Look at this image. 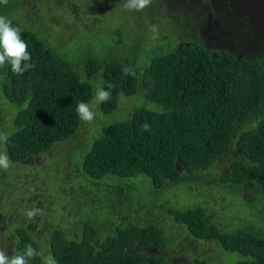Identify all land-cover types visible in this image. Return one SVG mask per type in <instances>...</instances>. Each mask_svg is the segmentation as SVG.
<instances>
[{"label": "trees", "instance_id": "obj_1", "mask_svg": "<svg viewBox=\"0 0 264 264\" xmlns=\"http://www.w3.org/2000/svg\"><path fill=\"white\" fill-rule=\"evenodd\" d=\"M90 1L91 8L101 0ZM63 2L8 0L7 5L0 4V15L21 28L35 64L23 75L14 74L8 64L0 68V132L8 135L6 143L0 142V152H6L11 161L7 170L0 169V248L11 255L32 244L38 255L31 264H43L49 253L57 264H173L179 250L174 254L171 251L186 231L194 250L214 252L218 259L192 256L184 260L186 264H264V220L252 219L244 227L228 231L209 218L206 205L211 200L183 209L169 205L170 212L150 208L157 209L150 201L152 197H164L180 184L209 185L230 194L245 191L250 201L264 198V40L250 52L222 47L229 44L224 41L236 37L235 31L229 32L231 28L241 29L231 9L229 15H218L217 30L224 26L223 33L216 30L214 40L208 39L210 43L221 42L217 47L206 46L200 28L215 15L208 0H195L196 5H191V0H152L144 10L155 19L157 40L148 37L151 27L145 26L134 40L139 50L163 47L165 53L154 56L148 66L123 58L117 63L105 60L95 64L89 59V64L82 67L83 58L70 56L68 44L61 49L31 22L40 6L47 7L51 14L64 15ZM70 3L66 24L59 21L55 25L53 21L52 27L79 28L75 16L87 2ZM143 11L136 12L140 20H145ZM247 25L244 32L250 35ZM52 27L46 29L51 32ZM167 27L174 29L172 36L166 35ZM163 39L171 43L172 51L166 52ZM135 63L144 69H138ZM125 66L133 68L135 75H125ZM97 73L103 86L114 85L111 99L98 108L103 113H113L122 96L142 91L161 111L137 108L130 119L105 127L94 141L82 165L87 181L82 197L87 212L92 207L111 215L123 214V208L129 216L133 212L128 209L133 208L132 195H126L122 185L112 189L114 200L93 193V188L111 177L141 179L147 186L146 177L151 181L150 192L140 209L134 210V222L125 216L121 227L111 225L105 233L88 223L82 232H57L52 230L55 208L47 180L43 181L47 183L45 191H41L39 181H24L22 176L36 168L29 162L47 154L54 157L58 145L75 136L81 138L86 122L78 118L76 105L94 98L86 78ZM144 123L150 125L148 131L141 128ZM94 124L97 128V121ZM229 156L233 158L226 170L216 171L215 167ZM34 207L42 209L43 215L30 219L25 211ZM245 207L251 212L250 204ZM162 211L178 224L177 230L165 229ZM235 217L239 218L237 214ZM184 247L181 244L179 248ZM143 249L168 256H155Z\"/></svg>", "mask_w": 264, "mask_h": 264}, {"label": "rangeland", "instance_id": "obj_2", "mask_svg": "<svg viewBox=\"0 0 264 264\" xmlns=\"http://www.w3.org/2000/svg\"><path fill=\"white\" fill-rule=\"evenodd\" d=\"M102 1V0H101ZM100 4H93L90 8V0H86L87 5L85 7H79V11L75 16L76 25L79 28L76 30L66 29L65 27L58 28L55 25L59 21H64L66 24V7L70 5V2H78V0H66L63 2L65 8V14L61 15L59 12L51 14L46 7L43 9L41 6L37 8L34 15L31 18L32 25L45 37L52 39L53 44L60 45L61 49L65 50L66 45L70 56L74 55V58L82 57L84 64H89L88 60L92 59V63H101L105 60L110 62H119L123 58H131L138 60L144 66H148L151 59L161 53H165L163 47L153 48L148 50H139L138 43L134 40V37H139L142 33V26L146 28L154 25L155 19L146 10L143 11L145 20H140L137 17L135 10H128L125 8V0H112L105 1ZM206 1V0H204ZM215 15L210 17L205 25H202L200 32L202 34V41L207 46L208 44L217 45L221 41L208 42V39H213L215 31L218 27V15L220 12L224 14H230L232 10V16L237 18V23L241 26V29H230L229 32H236V37L233 40L228 41V45H221L222 47L230 50H242L245 49L248 52L259 46L260 41L264 40V0H208ZM59 4V3H58ZM122 4V5H121ZM191 5H196L195 0H191ZM228 5V6H227ZM58 7V6H57ZM221 8V9H220ZM86 9V11H85ZM239 16H238V14ZM150 16V17H148ZM148 17V18H147ZM163 17V15H160ZM147 18V19H146ZM158 20V19H156ZM45 21H48L45 22ZM231 19H228V25H231ZM247 23H249L250 35L244 30L247 29ZM52 27V31H48L46 28ZM224 26H220L217 32L221 35L223 33ZM227 30H225L226 32ZM172 32L175 33L172 27H167L165 30L166 35ZM135 33V34H134ZM228 33V32H227ZM148 37L153 36L154 41L157 40L155 33L148 30ZM220 37V40L224 39ZM215 38V37H214ZM164 40V44L167 51H172L174 47L171 43H167ZM214 40V39H213ZM140 63L133 64L138 69H144ZM86 71V69L84 68ZM83 72L82 74L86 73ZM95 74V77L86 78V82L91 84L96 92L97 87L102 85V78ZM101 78V81L99 80ZM101 82V84H100ZM149 108L157 111H161L154 104L149 102L145 96V92L137 93L134 96H122L118 103V108L111 114H105L101 110L96 109V117L92 122H86L84 130L80 139L75 136L67 143H63L57 146L59 151L54 157L52 154H47L40 159H35L29 162L28 165H35L36 168L30 169L26 175L22 176L24 181H39L42 186L39 190L45 191L44 180L48 182L49 196L54 198L53 205L55 212L51 217L52 230L57 232H66L70 230H77L82 232L85 225L90 224L102 230L103 233L108 232L110 226L114 228L121 227L124 217L129 216L126 209L123 208V214L111 215L101 208H93L92 211L87 212V208L84 205L82 194L86 186V178L83 175L82 165L86 155L92 148L94 141L99 138L105 127L122 121H126L131 118L132 113L137 108ZM97 121L98 127L95 126ZM93 129V131H92ZM91 133L88 136L85 134ZM233 156H229L223 162L219 163V166L215 167V170L219 173H223L231 162ZM214 170V171H215ZM211 173L214 174L215 172ZM147 186L141 179L124 180L119 177H111L101 182L99 188H93V193L106 196L110 199H116V196L112 193L114 186L122 185L126 188V195H132L133 201L131 202L133 208L128 207L133 212L129 218L131 222H134L135 215L134 210H139L143 204V200L150 192L151 181L146 178ZM31 181V182H32ZM83 186V189H81ZM247 192L229 193L224 189H210V186L194 185V184H180L169 193L167 192L164 197H152L151 202L153 205H157V209L151 211H160L161 208H165L167 212L172 209L169 205L178 206L183 209L188 206H203L207 203L206 209L210 219L217 220V224L228 231H234L236 228L244 227L250 220L258 219L264 220V198L259 197L255 201H250L247 198ZM239 197V198H236ZM130 203V201L128 202ZM251 205V212L245 204ZM152 205V206H153ZM151 206V205H150ZM240 218L241 223L238 222L235 215ZM115 216V217H114ZM118 216V217H116ZM162 224L165 229L177 230L178 224L175 223L173 218H168L166 213L162 211ZM181 233L184 237H180L181 242L175 243V247L171 251L172 254L179 250V253L174 254L178 258H174L173 264H186L184 260L195 257H213L217 261V254H205V251L200 249L198 252L194 250V244L186 234ZM184 244L183 250L179 247ZM144 251L154 254L155 256H168L165 252H160L155 249H143ZM181 250V251H180ZM190 250H193L190 252ZM219 262V261H218ZM221 262H219L220 264Z\"/></svg>", "mask_w": 264, "mask_h": 264}, {"label": "clouds", "instance_id": "obj_3", "mask_svg": "<svg viewBox=\"0 0 264 264\" xmlns=\"http://www.w3.org/2000/svg\"><path fill=\"white\" fill-rule=\"evenodd\" d=\"M152 0H126L125 8L128 10L143 11L150 6ZM0 4L7 5L8 0H0ZM151 31L156 33L158 27L152 25ZM21 28L14 26L12 21L7 17L0 15V68L5 64L10 65L11 71L16 75H23L26 71L33 69L35 64L32 63V55L28 51V43L21 35ZM125 75H135V70L125 66L122 69ZM114 85L109 83L105 86L97 87L95 96L91 102L80 101L76 105V113L78 118L83 122H92L96 117V109L101 103L111 99V89ZM145 131L150 129L148 123L141 125ZM8 135L5 132H0V142L6 143ZM11 166V161L6 152H0V169L7 170ZM25 214L28 218H33L37 215H43V210L40 208H32L26 210ZM38 252L32 244H26L23 251L12 252L11 255L7 250L0 248V264H31V260L37 257ZM43 264H57L55 258L49 253L43 261Z\"/></svg>", "mask_w": 264, "mask_h": 264}]
</instances>
